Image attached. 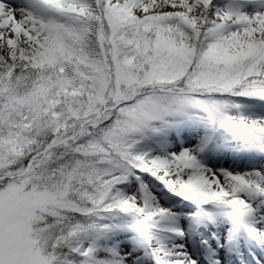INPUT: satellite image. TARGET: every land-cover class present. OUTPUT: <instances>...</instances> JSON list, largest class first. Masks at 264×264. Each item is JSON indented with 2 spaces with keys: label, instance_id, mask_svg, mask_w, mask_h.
Returning <instances> with one entry per match:
<instances>
[{
  "label": "snow or ice",
  "instance_id": "obj_1",
  "mask_svg": "<svg viewBox=\"0 0 264 264\" xmlns=\"http://www.w3.org/2000/svg\"><path fill=\"white\" fill-rule=\"evenodd\" d=\"M0 264H264V0H0Z\"/></svg>",
  "mask_w": 264,
  "mask_h": 264
}]
</instances>
